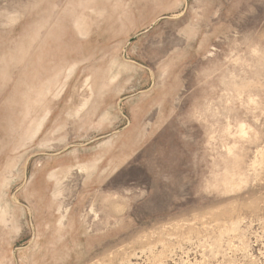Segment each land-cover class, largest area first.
I'll return each mask as SVG.
<instances>
[{
    "label": "rangeland",
    "instance_id": "obj_1",
    "mask_svg": "<svg viewBox=\"0 0 264 264\" xmlns=\"http://www.w3.org/2000/svg\"><path fill=\"white\" fill-rule=\"evenodd\" d=\"M0 264H264V0H0Z\"/></svg>",
    "mask_w": 264,
    "mask_h": 264
}]
</instances>
